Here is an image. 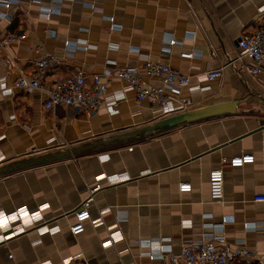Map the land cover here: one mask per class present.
I'll return each instance as SVG.
<instances>
[{
	"label": "crops",
	"instance_id": "0c3cea01",
	"mask_svg": "<svg viewBox=\"0 0 264 264\" xmlns=\"http://www.w3.org/2000/svg\"><path fill=\"white\" fill-rule=\"evenodd\" d=\"M261 6L264 0H18L11 20L0 23V37L6 31L25 34L0 50V79L8 86L49 53L58 62L46 71L48 83L81 68L89 84L94 74L141 69L151 59L190 76L189 87L200 86L181 92L191 108L239 103L235 114L128 140L124 133L162 118L156 104L137 101L133 91L125 93L117 114L100 108L92 116L68 106L45 109L40 90L0 93V212L41 210L47 226L59 229L10 236L0 247V264H164L148 257L160 240L178 252L224 217L230 250L244 247L264 256V201L255 200L264 196V129L256 131L264 125V75L241 68L236 44L259 28ZM66 43L72 56H64ZM183 52L193 56L181 57ZM217 68L221 77L197 80ZM124 86L109 77L107 95ZM241 154L253 155L254 162L241 168L224 164ZM219 166L223 197L214 202L208 173ZM102 174L129 179L111 185L102 180L84 232L72 235L74 211ZM181 183H190L191 190L180 192ZM113 233L112 243L104 244Z\"/></svg>",
	"mask_w": 264,
	"mask_h": 264
},
{
	"label": "built area",
	"instance_id": "2783aa9c",
	"mask_svg": "<svg viewBox=\"0 0 264 264\" xmlns=\"http://www.w3.org/2000/svg\"><path fill=\"white\" fill-rule=\"evenodd\" d=\"M39 3L41 0H29ZM60 1V0H56ZM18 0H0V23L8 22L12 18L10 8ZM54 10V8L52 9ZM50 13V11H49ZM259 28L251 33L242 34L237 40L239 53L237 60L241 63V68L251 76L264 75V6L258 8ZM25 38L24 33L6 31L0 37V50L6 48L14 41ZM37 48V46H35ZM66 43L64 56H72ZM181 57L191 58L192 52H183ZM243 58H248L249 63H242ZM58 62L52 54H45L34 61V71L29 74H20L13 85L8 86L5 80L0 79V93L12 94L13 90L20 88L24 91L40 90L44 94L43 107L53 109L58 106H68L80 109L87 116H92L100 108H104L109 115L119 112V102L125 99L127 91L135 92L136 100H148L151 104L158 106L159 114L165 117L174 113L191 109L193 102L189 97H183L181 92L188 88L190 93L200 90V86L189 87L190 76L185 75L170 66L151 59H145L142 68L124 67L115 71L106 70L102 74H94L88 84L84 71L81 68H74L67 76L56 79L51 83L46 82V71ZM112 62H108L110 65ZM222 68L208 69L198 74L199 82L211 81L221 77ZM153 79L157 84L146 83L142 77ZM109 77L119 79L125 83L122 90L107 95V83ZM4 138L0 126V140ZM103 160V159H102ZM254 156L251 154H241L228 159L224 164L232 168H241L252 164ZM98 181L89 187L88 195L74 211L73 221L69 230L72 235H79L85 230V222L91 219L89 206L93 200V194L103 186L102 180L107 185L125 182L129 179L126 174L98 176ZM223 169L222 166L211 169L208 173V191L212 201H220L223 197ZM180 192H189L190 183H181L178 186ZM256 201H264V196L258 197ZM42 209L44 206H40ZM98 220H95L96 222ZM227 217L222 221L212 224L211 231L206 233L201 240L185 242L178 252H173L166 240L162 239L157 244L156 250L148 253L150 259H160L164 264H232L241 261L242 264H264V256H257L254 251L237 247L235 249L226 246V239L223 234L224 224ZM47 220L41 215V210L30 213L25 207L18 208L11 213L0 212V247H3L7 239L27 232L32 228L38 233L48 232L53 234L59 229L57 226L48 227ZM44 226V229L42 227ZM47 226V227H45ZM110 239L104 244L112 243L115 239L114 233L110 234ZM139 246H152L149 241L137 240Z\"/></svg>",
	"mask_w": 264,
	"mask_h": 264
},
{
	"label": "water",
	"instance_id": "95a60500",
	"mask_svg": "<svg viewBox=\"0 0 264 264\" xmlns=\"http://www.w3.org/2000/svg\"><path fill=\"white\" fill-rule=\"evenodd\" d=\"M239 103L238 99L229 102H221L202 106L199 108H191L182 112L171 114L154 121L151 124L141 128L124 133L122 136L131 139H144L160 135L171 129L225 114H235L236 107ZM264 129V125L257 128L256 131Z\"/></svg>",
	"mask_w": 264,
	"mask_h": 264
}]
</instances>
